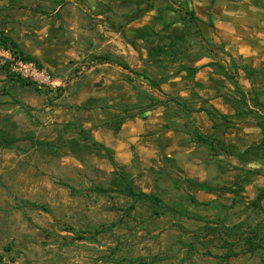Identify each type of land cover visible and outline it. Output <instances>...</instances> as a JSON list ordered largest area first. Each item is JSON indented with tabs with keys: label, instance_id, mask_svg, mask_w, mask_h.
Segmentation results:
<instances>
[{
	"label": "rangeland",
	"instance_id": "rangeland-1",
	"mask_svg": "<svg viewBox=\"0 0 264 264\" xmlns=\"http://www.w3.org/2000/svg\"><path fill=\"white\" fill-rule=\"evenodd\" d=\"M173 1L194 11L204 37L202 29L214 26L212 15L220 14L226 0ZM152 2L153 11L128 25L139 35L128 40L123 32L140 0H0V37L33 55L37 69L54 82L24 77L0 48V135L20 140L13 149L0 147V264H264V198L261 210L252 207L264 190V149L244 153L264 124L253 132L236 126L245 121L226 125L217 119L228 151L211 157L184 134L186 116L178 106L136 115L148 97L165 101L145 78H166L159 89L192 108L208 107L216 94L230 105L236 94L215 68L197 77L182 71L209 59L228 63L218 35L204 43L194 26L172 23L164 0ZM245 4L256 8V0ZM144 28L147 34L140 32ZM99 59L121 61L135 73ZM5 62L8 67H2ZM7 72L34 85L10 82ZM194 90L198 96L191 95ZM259 94L264 100V85ZM124 114L136 116L115 134L112 122ZM196 121L204 134L212 132L207 119ZM81 130L107 144L135 189L179 213L156 218L143 201L96 193L95 186L121 189V179ZM19 201L44 205L49 213L19 207ZM237 224H243L240 232L228 234L225 228ZM252 229L263 247L255 254L239 241Z\"/></svg>",
	"mask_w": 264,
	"mask_h": 264
},
{
	"label": "trees",
	"instance_id": "trees-1",
	"mask_svg": "<svg viewBox=\"0 0 264 264\" xmlns=\"http://www.w3.org/2000/svg\"><path fill=\"white\" fill-rule=\"evenodd\" d=\"M168 4V8L171 10L172 14L174 15V20L172 23H180L184 27L187 25L194 26L197 30L198 36L201 38V40L205 43V39L202 36L200 30L197 28V24L199 23V19L194 13L192 9H189L187 7H182L181 4H178L174 2L173 0H164ZM141 5V7H140ZM154 5L152 0H140V4L138 5L137 10L135 13L128 18L127 22L131 23L133 21H136L146 14H148L150 11H153ZM211 29H214L213 24L208 25ZM185 29V28H184ZM210 46V44H207ZM0 48L3 51H8L16 61H23V62H33L36 65H38L36 59L25 53L19 45L11 40L8 37L1 36L0 37ZM175 47H172V49ZM229 62L228 63H217L211 60L208 62L205 66L210 68H215L220 75L229 83H232L233 88L236 90V94L233 96L235 98H232L233 104H231L233 114L232 115H224L221 114L219 111H217L214 108H204V107H197L192 108L190 106V102L187 100H180L176 97H171L170 95L164 93L162 90L159 89V85L164 83L166 81V78L161 79V82H157L153 79L145 78L148 81V85L151 88L158 89V91L165 97L164 102H155L152 100V98L148 97L149 102L145 104L144 109L140 110L136 113V115H141L143 113H146L147 111L154 110L156 107H164L166 108L170 104H174L178 106L183 113H185L186 121L182 123L183 132L187 136H189L190 140L200 146L205 147L208 150V154L211 157H218L222 155L223 153H227L228 147L226 143L224 142L222 136H218V132H216L217 129V119H219L222 122H228L230 123L231 119H245L248 120L256 125H261L264 123V101H261L258 96L256 95L255 91L252 89L248 92L243 91L239 84H238V76L239 73L242 72L246 78L251 82L255 83L257 81H261L264 79L263 75L264 73L260 69H252L246 64H238L235 60V58L231 54H226ZM101 60V59H99ZM101 61H107V59H103ZM9 63L5 62L2 67L6 66L8 67ZM121 68L124 70L129 71L130 73L134 74L135 72H132L129 70L128 66L120 63L119 64ZM199 68L197 67H184L182 71L188 72L191 76H193ZM8 71V70H7ZM8 75V81L13 82L20 86H30L34 85L32 82L23 79L22 77L15 75L13 73L7 72ZM192 96H197V94L194 91H191ZM220 97V96H218ZM127 107V106H126ZM130 107V106H129ZM195 113H205L207 118L212 124V129L214 132L211 135H205L203 134L199 128L196 126V123L194 119L192 118L193 114ZM126 116L120 117L118 121L112 122L113 131L118 132L120 130V126L126 119H130L135 117L136 115H129L124 114ZM232 124V123H230ZM169 127V126H168ZM83 136V140L89 142V144L93 147H98L101 150H103L110 161L111 165L114 167L116 172L118 173L120 179H121V189L115 190L113 188H102L99 186H95L93 190L98 194H108L111 192L121 193L128 199L132 201V204H136L138 202H145L148 204V206L151 209V214L155 216L156 218L162 216L166 212H170L173 214H178L179 212L172 208L171 206L165 204L159 197L155 196L151 193H145L143 191H140L138 189H135L131 182L127 179L126 175L123 172V167L118 165L114 159H113V153L112 151L105 147L103 144L95 141L89 132L87 130H81L80 131ZM20 140L11 138L7 135H0V147L4 149H13L14 145ZM40 147L46 148L48 150H53L54 146L52 144L48 143H38ZM255 149H264V131L262 132V139L261 141L254 146L249 147L244 151L248 152L249 150H255ZM251 175H258L256 171H248ZM73 190V189H71ZM264 198V190H261L255 199L252 201V207L254 210H261L260 202ZM196 201V200H195ZM24 205H29L32 209L35 210H41L43 212L49 213V210L46 206L40 205L37 203H31L27 201H19V207H23ZM204 205V204H203ZM130 208H133L130 206ZM243 227V224H237L234 226H231L230 228H225L226 231L230 233H236L240 232L241 228ZM250 236H241L239 238V241H241L244 246L246 247V250L250 254H255L258 250H262L264 245V241L262 240V245L257 244L256 245V230L252 229ZM263 237V236H262ZM261 238V236L259 237ZM255 240V242H253ZM244 250V251H246ZM243 253H246L244 252ZM234 255H238L234 253Z\"/></svg>",
	"mask_w": 264,
	"mask_h": 264
},
{
	"label": "crops",
	"instance_id": "crops-1",
	"mask_svg": "<svg viewBox=\"0 0 264 264\" xmlns=\"http://www.w3.org/2000/svg\"><path fill=\"white\" fill-rule=\"evenodd\" d=\"M222 1H224V0H222ZM234 1H236V2L233 3L230 0H226L225 3L222 4V6H221L220 14L219 15H214V14L212 15V20L214 23V29H211V28H206V30L202 29L204 39H206L209 42H212L213 38L216 37V35L214 33H216L218 35V38L225 43V48H228L229 54H231L233 56H239L240 59H242L243 64L248 65L250 68L259 69L260 66H264V0H256V8L250 7L249 5L247 6L245 4V1H249V0H234ZM250 1H255V0H250ZM252 16H256V21L249 22V21H251L250 18ZM133 22H135V21H133ZM133 22H131V23H133ZM131 23H127V25H126L127 28H125L124 32H123L125 39H128V40L137 39L136 37L139 36L134 32V28H129V26H130L129 24H131ZM248 23L250 25H252L251 26L252 28H256V37H255V35H252V28L250 30L249 29L250 27H247V26L245 27V25H248ZM145 29H147V30H145ZM161 29L162 28H160V30ZM205 31H206V33H205ZM140 32L142 34L143 33L147 34L148 28H144V30H141ZM247 32H248V34H247ZM140 37L143 38L142 35ZM11 40H13V39H11ZM13 41H15V40H13ZM19 47H20V45H19ZM29 55H31V54H29ZM31 56H33V55H31ZM109 60L106 61L107 64H109V65L115 64L117 67L121 68L119 64L123 63V62H121V61L120 62H114V61H109ZM210 61H211V59H209L208 62H210ZM208 62L205 63V62L199 61L198 63L195 64V66H193V67L199 68V70L194 74V77H197V75L200 73H208V72L212 71L210 69V67L205 66ZM121 69L124 70L123 68H121ZM124 71H127V70H124ZM261 71L264 73L263 68L261 69ZM263 77H264V75H263ZM237 81H238L240 88L243 91L248 92V91L253 89L255 91L256 95L258 96V98L261 101H264L260 98V94H259L261 87L264 85V79L261 81H257L255 83H251L246 78V76L242 72H240ZM194 92L197 94V92L195 90H194ZM197 96H198V94H197ZM209 102L210 103H209L208 107H204V108H214L217 111H219L221 114H224V115H232L233 114L231 104L230 105L225 104L222 101L221 97H218L217 94L211 96ZM222 105H223V107L227 108V110H225L226 112H222L221 110H219L220 109L219 107H221ZM199 107H203V106H199ZM204 118L207 119V121L211 125V131L212 132L210 134H208V135H211L214 132V130L212 129V124L209 121V119L207 118V116L205 115V113L193 114V119H194L195 123L197 122L196 119L203 120ZM126 120H128V119H126ZM231 120L232 121H234V120L235 121H245L244 123L237 122V124H236V126L242 128V129L250 130L253 132H256V129H258L260 131V128H259L260 125H256V124H254L248 120H245V119H238V120L237 119H231ZM123 123H122V125H123ZM219 123H221V124L224 123L226 125H232L228 122H222V121H220ZM219 123L217 121V125H219ZM122 125L120 126L121 131L123 129V128H121ZM196 126L201 131V129L197 123H196ZM218 131L219 130L216 129V132H218ZM118 132H114V133L117 134ZM252 136L254 137V139L251 140V142H250L251 144L247 148L254 146V145H257L261 141L262 132H261V135L258 134L257 142H256V134H253ZM93 139L95 140V138H93ZM223 140H224V138H223ZM99 141L101 142V144L103 143V145L106 147L107 144L105 142H103L100 139H99ZM224 142H225V140H224ZM247 148H245L244 151Z\"/></svg>",
	"mask_w": 264,
	"mask_h": 264
},
{
	"label": "built area",
	"instance_id": "built-area-1",
	"mask_svg": "<svg viewBox=\"0 0 264 264\" xmlns=\"http://www.w3.org/2000/svg\"><path fill=\"white\" fill-rule=\"evenodd\" d=\"M13 61L19 64L20 70L25 74L24 77H29L35 83L54 85V82L49 80V76L45 75L43 71L37 69L35 63L16 61L14 59Z\"/></svg>",
	"mask_w": 264,
	"mask_h": 264
}]
</instances>
